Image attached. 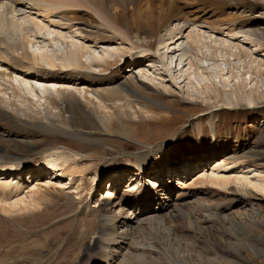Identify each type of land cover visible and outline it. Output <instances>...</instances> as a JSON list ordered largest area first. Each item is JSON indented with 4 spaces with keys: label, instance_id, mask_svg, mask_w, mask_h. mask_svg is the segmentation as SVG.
<instances>
[{
    "label": "rangeland",
    "instance_id": "1",
    "mask_svg": "<svg viewBox=\"0 0 264 264\" xmlns=\"http://www.w3.org/2000/svg\"><path fill=\"white\" fill-rule=\"evenodd\" d=\"M158 1L88 0L89 8L86 0L78 3L77 9L68 8L66 16L59 12L53 17L59 25L56 30L68 32L75 26L85 35L81 40L96 51L119 45L127 49L130 44L151 49L139 61L132 62L129 54L123 53L109 60L112 66L107 71L99 73L65 74L57 67L54 72L39 69L36 74L50 82L71 81L78 89L90 86L106 91L124 89L125 80L134 75L136 81L149 86L133 87L140 96L135 104L139 113L114 109L106 117L75 88L71 109L59 103L60 117L55 109L40 108L31 97L15 94L14 99L9 90L5 98L0 92L12 105L7 112L20 116L25 110L23 118L29 122L23 126L17 117L0 112V165L23 163L28 169L22 176L12 172L10 181H2L10 184L0 186V264H264V193L256 186L240 187L232 182L222 189L199 181L200 175L216 170L226 177L247 173L256 179L255 170L264 176V81L261 89L253 88L252 105L240 95L235 101L213 81L194 92L186 77L174 84L152 54L161 39L170 37L169 28L181 17L179 20L187 24L182 40L193 26L217 37L240 29L256 31L258 42L253 45L261 46L253 51L264 61V0H173L170 10L161 8ZM83 4L88 7L82 9ZM236 40L243 42L241 35ZM14 67L25 76L30 66L17 60ZM143 69L153 73L152 78L159 83L136 77ZM174 72L177 76L180 68ZM253 81L251 86L260 82L256 77ZM104 98L107 102L112 99ZM166 143L171 144L166 164L178 165L166 168L164 178L159 168L150 165V156L153 149ZM61 149L81 158L80 167L85 169L82 182L75 179L71 185L69 178H55L52 171L37 168L44 155ZM213 153L216 158L209 159ZM193 158L199 162L188 172L182 161ZM141 162L149 170L140 178L133 167ZM223 163L232 164L231 169H218ZM131 177L137 179L133 185L144 191L151 188L149 181H157L164 190L163 201L153 195L149 204L140 205L145 213L131 205L140 201L138 195L128 192ZM37 181L51 183L37 197L38 209L6 212L4 205L22 197L28 200L29 187ZM114 182L120 183L117 197L121 199L107 194ZM78 187L83 189L82 202L75 195ZM107 199H111L110 204L105 203ZM104 219L116 223V238L101 233ZM134 219L143 221L145 230L124 238L118 230L120 223Z\"/></svg>",
    "mask_w": 264,
    "mask_h": 264
},
{
    "label": "bare ground",
    "instance_id": "2",
    "mask_svg": "<svg viewBox=\"0 0 264 264\" xmlns=\"http://www.w3.org/2000/svg\"><path fill=\"white\" fill-rule=\"evenodd\" d=\"M83 1L86 0H0V88H4L3 90H5L6 93L2 90H0V92L6 96L7 92L10 90L14 96V99L15 94H18L19 97H31L37 102V105L40 108L49 110V112H51V109H55L58 111V116L61 117L62 111L59 109V103L62 102L64 104H68V108L71 109L72 104L74 105V89L76 88L75 92L81 95L90 106L94 107L99 112H103L104 116L106 117H110L112 114L111 111L114 109L137 114L139 112L136 109L135 104H138L139 101L136 100V98H139L140 96L135 92V90H133V87L137 89L138 86H141L142 88H149V86H147L148 84L141 80H139L140 82L136 81L134 75H131V77L125 80L124 89H110L107 91L104 88V90H97L96 88V90L93 88L91 89L89 88L90 86L88 89H78V85L75 86L74 84H71V81H69L70 83L53 82L54 80L50 82V79H47L46 77L41 75L36 76V74L39 72V69H48L54 72V69L57 67L62 68L65 74L72 72L99 73L102 71H107V67L112 66L109 60L120 56L122 57L123 53L129 54V59L133 62L139 61L141 58H143V56L150 52L151 49H141L134 46L133 44H130V47L127 49L119 48L122 46L119 45L116 48L107 47L102 48L101 51H96L93 48L87 46L86 42L81 40V38H83L85 35L80 29H75V26L70 27L68 32L56 30L55 26L59 25L54 21L53 17L59 12H61L63 17L66 16L68 13L65 12L68 11V8L77 9L79 8L77 4H80V2ZM86 3H89L88 0ZM158 3L163 9L170 10L174 7L173 0H159ZM83 5L81 6L82 9L84 7H88V5L90 6V4L87 6ZM89 8L92 7L90 6ZM179 19H181V17H178L173 26H171L168 30L167 33L170 37L167 40L161 39L157 52L154 51V53H152L157 58L158 64L168 75L170 80L174 84H178L179 80H181L183 77H186L190 88H192V91L194 92H200V88L203 84L212 85L214 82L225 92L228 91L232 96V99L235 101L238 100L240 95L244 97L249 105H252L254 98L253 88L258 87V90L261 89L260 84L262 81H264V61L262 59H257L254 54L255 51H253V47L261 46L253 45L254 43L258 42V33L249 29H240V31L237 33L222 32L221 37H217L211 31L206 32L197 26H193L190 34L185 38V40H182L183 32L187 28V24L180 21ZM122 34L124 35V33ZM238 35H241V40L243 42H240L239 40L237 42L236 37ZM168 40H170L169 42L171 43H167ZM247 44H251L253 46L248 48L245 46ZM127 50L128 52H126ZM161 51L163 52L162 54ZM17 60H20L30 66L27 69L28 73L25 76H23V73H21L22 71L14 67V64ZM42 64H45L46 68L43 67ZM95 65L97 66L95 67ZM177 67L180 68V73L175 76L176 72L174 71L177 69ZM186 67L187 69H185ZM206 72L208 73V76H206ZM149 73L150 71L148 70H139L136 77L138 76L141 79L143 78L150 82H156L157 80L152 78L154 74ZM254 77H256L260 82H255L251 86V84L254 82ZM198 79L201 81H198ZM185 81H183V83ZM160 85H163V83L161 82ZM106 96H108V98L112 97L110 101L108 99V102H112V106L107 102V100H105L104 97ZM5 98H7V96ZM0 101L3 103L2 105H4L1 106L0 104V112L17 117L15 120L17 119L19 124L27 127L29 122L24 121L23 118V115H26L24 113L25 110L20 112V116L13 112L8 113L7 110H11L12 105L10 106L9 102L1 97ZM15 108H17L16 105ZM170 145L171 144L166 143L162 146H159L157 149L155 148L156 150L153 149L152 152L150 151V161L153 163L150 165H155L154 167L152 166L153 168H159L162 177L164 178L166 168H170L171 166L177 167L178 165V163L171 162L170 160L169 162L173 163V165L170 163L168 165L166 164V160L168 159V148ZM62 149L61 151L56 150L52 151V153H47L44 155L37 165V168H39L40 172L52 171V175L56 176L55 178H59L58 175L67 177L69 178V184L71 185L74 184L75 179H79V181L82 182L85 177L84 173L82 172L85 171V169L80 167L79 160L81 158L74 154L65 153L66 151L63 152ZM211 155L212 156H208L209 159L216 158L214 153ZM185 160H183L184 162L182 161V165H185L187 169L186 171L188 172L195 169V165H197L199 162L197 161V158ZM18 164L23 163L0 165V176L3 177L0 180V186L9 183L2 181H10L9 176H12V172H18V174L21 175V173L28 170L24 164L20 166H18ZM231 165L232 164L230 163H223V165H219L217 167L218 169H223L224 172H227V170L231 169ZM133 169V173H136L141 178L143 177L144 172H147L148 168L145 164H143V162H141L136 163ZM253 172L257 175L256 179H250L247 173L238 174L235 177H226L224 175H220L218 170H216L210 175L205 173L204 175H200L202 177L200 179L199 176V181L207 183L209 182L211 185L213 184L215 186H221V188H227L232 182L239 184L240 187L241 185H247L251 187L256 186V188L258 187L260 189L257 190L264 193L263 174L261 172H257L256 170ZM117 173L118 172H116V174ZM153 174L154 172H150V175ZM120 175L121 173L117 174V176ZM95 178H97L99 184L100 181L98 179V174H95ZM170 179L173 182V177ZM130 180L133 183L128 186V192L135 193L139 196V198H136L140 199L139 202H132L131 205L137 207V209H142L143 213L146 211L143 208H140V205L147 203L149 204L152 201L150 198H153V195H158V201H163V198L165 197V194L163 193L164 190H162L161 185H159L157 181H149L151 188L147 191H144L133 185L137 179L131 177ZM186 184L187 183H185V185ZM50 185L51 183H46L43 185L39 181L33 183L29 187L30 193L27 195L28 200L22 197L8 203L7 205H4L6 212L25 213L31 211L32 209H38L39 200L37 197H39V194H41L42 188L48 187ZM118 186H120V183L118 185V183L116 184V182H114L113 184H110L109 189L107 190L108 195L116 194L115 200L121 197H117V195H119L117 190H120L118 189ZM69 188V190L73 189V187ZM80 188L81 187L75 189V195L80 196L79 199L80 202H82L85 197H83L82 194L83 189L81 190ZM110 201L111 199H107L105 203L110 204ZM99 207L101 208L103 206L99 205L98 208ZM168 207L169 205L166 206V208ZM3 209L4 208H2V210ZM147 209L151 210L152 207L149 206ZM88 210L90 209L88 208ZM155 211L156 210L154 209V212ZM112 222L113 221L104 219L101 233L108 236L110 234V236L116 238L117 225L116 223ZM105 226H108L107 231H105ZM145 227L146 225H144L143 221L140 219H134V221L124 220L120 223L118 230L121 229L120 234H122L124 238H127L131 235H139L145 230ZM96 244L97 242H95V247ZM98 263L99 261L95 262L94 264Z\"/></svg>",
    "mask_w": 264,
    "mask_h": 264
}]
</instances>
